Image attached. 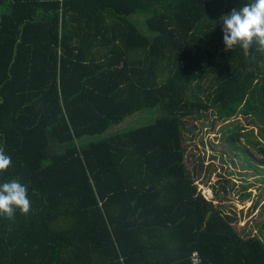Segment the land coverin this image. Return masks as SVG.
I'll list each match as a JSON object with an SVG mask.
<instances>
[{"label": "trees", "instance_id": "1", "mask_svg": "<svg viewBox=\"0 0 264 264\" xmlns=\"http://www.w3.org/2000/svg\"><path fill=\"white\" fill-rule=\"evenodd\" d=\"M246 2L0 0V183L27 184L31 204L0 217V264H264L187 150L207 113L212 129L252 117L264 138V51L226 49L219 20Z\"/></svg>", "mask_w": 264, "mask_h": 264}, {"label": "rangeland", "instance_id": "2", "mask_svg": "<svg viewBox=\"0 0 264 264\" xmlns=\"http://www.w3.org/2000/svg\"><path fill=\"white\" fill-rule=\"evenodd\" d=\"M132 20L148 31L145 15H134ZM159 115V109H148L129 116L119 125L110 128L105 135L114 134L153 122ZM212 113L191 120L187 128L188 155L192 159L190 167L199 164V155L205 156L202 176L197 180L199 190L214 199L223 197L227 211L236 214L239 221L236 227L245 235H258L264 240V138L262 126L252 117L237 114L230 121L218 122L211 128ZM254 129V132H251ZM214 164L209 183L207 166ZM251 193V196L243 198ZM259 201L258 208L252 203ZM218 203V202H216ZM263 205V206H262Z\"/></svg>", "mask_w": 264, "mask_h": 264}, {"label": "clouds", "instance_id": "3", "mask_svg": "<svg viewBox=\"0 0 264 264\" xmlns=\"http://www.w3.org/2000/svg\"><path fill=\"white\" fill-rule=\"evenodd\" d=\"M219 20L226 49H248L256 44L264 51V0H247L243 7L233 8ZM10 164L11 157L0 148V172ZM28 191V185L19 179L0 183V217L12 219L17 211L27 214L31 207Z\"/></svg>", "mask_w": 264, "mask_h": 264}, {"label": "built area", "instance_id": "4", "mask_svg": "<svg viewBox=\"0 0 264 264\" xmlns=\"http://www.w3.org/2000/svg\"><path fill=\"white\" fill-rule=\"evenodd\" d=\"M202 193L204 194V196H205L207 199H210V198L206 195V193H204V190L202 191ZM193 261H194V262H198V261H199V258H198V256H197V253H194V255H193Z\"/></svg>", "mask_w": 264, "mask_h": 264}]
</instances>
